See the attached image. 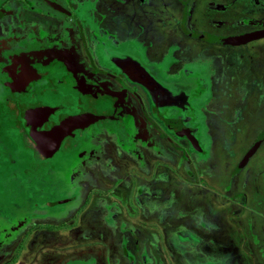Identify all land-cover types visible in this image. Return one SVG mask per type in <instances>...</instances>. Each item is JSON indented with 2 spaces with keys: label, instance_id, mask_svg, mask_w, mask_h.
<instances>
[{
  "label": "rangeland",
  "instance_id": "rangeland-1",
  "mask_svg": "<svg viewBox=\"0 0 264 264\" xmlns=\"http://www.w3.org/2000/svg\"><path fill=\"white\" fill-rule=\"evenodd\" d=\"M106 1L131 38L149 43L146 53L183 58L200 74H209L213 89L229 102L234 97L225 94L228 89L239 94L233 124L218 123L225 113L214 93L206 103L207 116L213 111L215 119L210 124L214 139L204 143V150L192 151L187 167L175 166L183 156L174 150H169L172 157L150 152L146 170L124 161L117 183L110 180L106 186L113 187L108 210L95 196L77 200L81 208L76 210L72 203H58L75 189L80 156L56 152L36 159L24 137L8 130L7 142L18 159L12 165L5 161L0 170V237L14 233L25 246L12 255L14 241L3 237L0 264H32L34 251L54 263L61 251L67 256L93 252L105 264L108 243L110 264L128 263L124 247L135 264H264V140L247 156L264 130V36L238 45L205 37L264 28V0ZM183 24L190 35L180 29ZM138 201L144 206L141 215ZM68 209L67 217L56 218ZM11 248L3 260L2 253Z\"/></svg>",
  "mask_w": 264,
  "mask_h": 264
},
{
  "label": "flooded vegetation",
  "instance_id": "flooded-vegetation-1",
  "mask_svg": "<svg viewBox=\"0 0 264 264\" xmlns=\"http://www.w3.org/2000/svg\"><path fill=\"white\" fill-rule=\"evenodd\" d=\"M115 14V10L106 0H0L1 44L6 43L10 47L21 46L25 52H28L25 49L31 50L29 47L34 45L48 50L56 47L59 52L76 59L85 72L102 81L101 86L93 88L90 80L80 74L83 72L69 68L55 56L44 62H29L17 68L15 72L0 75V170L5 161L12 165L18 159L14 153L17 149L7 142L11 138L8 130H14L18 136L24 137L26 150L31 151L36 159L39 156L42 159L47 157L31 138L28 127L21 118V111L25 107L39 102L55 107L54 111L45 117L32 115L34 122L41 120L37 126L41 130L59 124L64 114L90 111L106 115L84 127L72 129L61 139L60 146L51 155L67 152L80 156L75 164L79 176L74 191L57 201L72 203L73 210L81 208V204L75 202L87 196L99 199L101 197L100 201L108 210L106 198L113 187L106 189V186L110 180L116 181L115 176L124 161H135L143 170L149 166L150 152L172 157L174 150L181 152L183 156L177 160L175 166L187 167L194 157L193 152L204 150V143L214 139L210 125L213 111L207 116L206 103L215 93L220 103L219 108L225 113V118L216 120L219 124L220 121L233 124L230 119L236 108L233 101L239 98V94L234 96L232 90L228 89L225 94L234 99L230 102L226 100V97L221 96V92L213 89L209 74H200V70L196 71L190 67L183 58L175 61L164 53H146L145 47L149 43H138L131 38L128 33L131 30L124 23L118 22ZM180 29L183 32L185 30L187 35L191 34L187 32L184 24ZM194 35L203 36L201 33ZM209 36L205 37L213 40ZM127 56L136 58L157 81L174 93V103L160 104L143 84L131 79L116 65V57ZM160 101L163 102L162 99ZM129 105L137 116L135 123L130 116ZM235 118L240 119L238 115ZM175 120L182 121L185 132L179 129ZM11 125L17 130L8 129ZM118 155L120 159L117 158ZM240 165L235 169L238 170ZM12 168L14 170L15 166ZM47 169L49 167H46V171ZM116 183H112V186ZM117 200L118 198H113V202ZM143 208V204L138 201L136 209L140 215ZM69 212L68 209L56 218L61 220L67 217ZM126 215L132 216L131 212ZM107 217L109 216L105 218ZM62 225L66 227L68 224ZM26 232L27 230H23L22 233ZM7 235L2 234L1 244L3 245V237L10 238L14 241L12 255H19L25 242L19 240L14 233ZM108 246L109 243L103 246L105 264H110ZM13 249L3 252L2 259L6 252ZM124 249L127 253V264H135L136 257L129 249ZM144 250L141 257L146 259ZM44 251L48 252L49 249ZM34 252L31 257L32 264H102L101 254L96 256L93 252L87 256H67L68 251H61L59 263ZM12 262L15 263L14 260Z\"/></svg>",
  "mask_w": 264,
  "mask_h": 264
},
{
  "label": "water",
  "instance_id": "water-1",
  "mask_svg": "<svg viewBox=\"0 0 264 264\" xmlns=\"http://www.w3.org/2000/svg\"><path fill=\"white\" fill-rule=\"evenodd\" d=\"M264 36V28L257 29L248 33H243L240 35H229V36H214L210 35L209 38L213 40H223L226 43L232 45H238L246 43L252 39L260 38ZM1 42V40H0ZM19 47H10L6 43H0V75H6L8 72H15L20 66L26 65L32 61H48L52 57H57L64 61L69 68L76 69L83 76H86L90 80L91 86L93 88H98L102 85L95 75L87 73L84 68H80L81 64L74 59L72 56H67L62 52H59L56 47L51 48V50L41 48L38 46H30L31 50L25 49L28 52L23 51ZM117 66H119L131 79L143 84L149 92L155 97L156 101L160 104H170L174 103L176 95L169 91L167 87L162 85L157 81L153 75H151L145 66H142L139 61L134 57H116L114 59ZM186 95V94H185ZM163 100L161 102L160 100ZM55 107L45 105L42 103H37L32 106H27L21 111V118L25 121V126L28 127V132L31 138L37 143L41 148L45 156H51L54 151L60 146L61 139L70 133L72 129L77 127H84L89 123H92L98 119L106 117V115L94 114L90 111H81L77 114H64L61 117L60 123L54 125L52 128L47 130L38 129L37 126L41 123L32 120V115L35 117L37 115H42L45 117L48 113L54 111ZM130 116L135 123L137 118L135 111L131 105H129ZM37 113V114H36ZM176 125L185 132L184 124L181 120L176 121ZM264 140V130L260 133L255 144L251 150L247 153V156L252 154V152L257 148L258 144Z\"/></svg>",
  "mask_w": 264,
  "mask_h": 264
}]
</instances>
